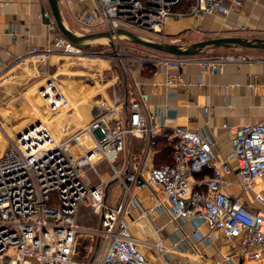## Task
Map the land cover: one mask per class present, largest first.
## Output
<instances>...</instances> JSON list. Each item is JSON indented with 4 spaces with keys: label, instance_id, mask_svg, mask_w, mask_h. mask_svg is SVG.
I'll use <instances>...</instances> for the list:
<instances>
[{
    "label": "built area",
    "instance_id": "obj_1",
    "mask_svg": "<svg viewBox=\"0 0 264 264\" xmlns=\"http://www.w3.org/2000/svg\"><path fill=\"white\" fill-rule=\"evenodd\" d=\"M89 1L90 15L80 19L86 28L96 27L95 32L128 29L153 40L164 33L171 19L227 15L238 11L242 3ZM48 26L50 30L56 28L53 23ZM122 40L115 37L113 52L107 54L104 50L87 52L84 46L59 35L50 46H32L31 52L73 60L112 56L123 69H144L150 65L154 68L153 77L161 67L176 69V74L166 76V85L179 83V70L188 63L198 64L202 72H215L224 64L254 59L241 53L176 56L151 49L127 56ZM45 85H49V90L51 87L52 94L43 95L42 99L45 104L47 101L49 111L55 113L59 104L54 99L65 106L66 98L53 87L52 81ZM45 89L40 86L38 93L44 94ZM114 95L113 100H99L83 126L71 133L63 128L61 137H56L39 122L10 141V147L0 156V264H154L141 250L131 225L135 211L146 218L150 209L162 205H168L174 219L199 221L221 231L228 249L222 254L224 259L232 256L242 264H264V210L250 209L240 197L222 192V176L228 169L214 163L217 153L213 144L199 130L169 127L158 120L146 92L134 96L127 105L118 94ZM223 127L236 161L239 186L253 191V201L263 206L264 196L255 186L264 181V120ZM131 138L144 141V156L133 167L131 155L127 154ZM159 138L171 145L172 161L145 167L144 160L154 151ZM101 162L108 164L109 176L97 172ZM207 166H212V174L197 188L193 176ZM89 171L95 172L96 181H92ZM113 183L121 189L115 202L110 201L108 194ZM146 189L156 198L149 209L143 207V198L138 194ZM81 207L89 208L97 216V226L78 223Z\"/></svg>",
    "mask_w": 264,
    "mask_h": 264
},
{
    "label": "crops",
    "instance_id": "obj_2",
    "mask_svg": "<svg viewBox=\"0 0 264 264\" xmlns=\"http://www.w3.org/2000/svg\"><path fill=\"white\" fill-rule=\"evenodd\" d=\"M59 2L64 21L69 28L80 33L97 30L96 27L86 28L80 22L82 17H89L92 11L89 0H59ZM42 10L47 15L49 11L47 0H0V87L5 85L6 88L14 91L16 86L30 83L40 73H46V69H69L68 65L64 63L61 65L59 60L63 58L57 54L45 57L41 53L31 52L32 46L44 49L50 46L55 36L61 35L57 28L50 30L48 24L42 21ZM50 20L52 21L51 17ZM182 31H186L189 43L205 38L226 36L264 39V0H242L239 10L227 15L212 14L204 15L199 19L188 16L171 19L165 25L164 33L174 35ZM226 53H241L254 59L246 63H227L215 72H202L198 64L188 63L179 70L181 81L170 85L164 83L165 78L167 75L176 74L178 72L176 69L161 67L157 69L155 77L151 76V73L149 76L146 75L144 69H128L123 78V96L118 95L127 105L134 96L146 92L148 104L159 116L158 120L165 121L169 127L179 126L202 132L216 150L214 163L227 166L228 170L222 176V192L229 196L240 197L250 209H260L262 207L253 201V191H244L239 186L236 161L223 125L264 120V49L220 47L207 49L200 56ZM85 59L89 65H94L92 62H96L98 68L94 65L92 69H114L109 68L110 63L105 58L85 57ZM69 61L76 64L83 60ZM118 66L121 67L119 64ZM47 81L50 80L45 78L38 83L35 82L34 88L28 91L37 103H43L46 111L38 110L32 104V111L36 117L39 114L49 116L52 114L47 110L42 94L35 93L38 85L41 83L43 86ZM61 82L69 83L67 95L68 98L73 99L76 107L77 102L95 91L91 86H79V82ZM54 86L56 87V84ZM72 92L77 98L75 102L74 98L69 96ZM105 97L107 95H100L98 99ZM76 107H72L71 104L68 108L61 107V110L56 112H60L58 115L64 117L66 111L61 113L62 110ZM90 114L88 110L79 113L78 127L83 126ZM10 118L12 122L21 119L20 116L12 117V115ZM22 125L14 128L15 134L23 130ZM133 142L137 145L134 146ZM143 151V140L137 138L129 140L127 154L132 158L131 167L139 165L140 159L144 156ZM154 154L153 151L144 160L145 167L154 165ZM211 174L212 166L195 173L193 176L195 186L199 188L200 182L209 178ZM138 194L143 198L142 205L145 209L154 205L156 198L150 189L139 191ZM119 195L112 194L110 201L115 202ZM133 218L132 234L138 238L141 250L154 264H164L165 261L166 264H242L236 257L231 256L229 259L222 257L228 249L227 240L221 231L199 221L174 219L168 205L150 209L146 218L140 217L135 211ZM144 242L158 244V247L146 245ZM186 243L189 244L187 248L183 245ZM158 248L161 249V253ZM183 248L189 249V252H180L179 249ZM151 250L158 253L157 258L153 257ZM166 252L181 254L184 259L171 263L169 262L171 257L168 258Z\"/></svg>",
    "mask_w": 264,
    "mask_h": 264
},
{
    "label": "rangeland",
    "instance_id": "obj_3",
    "mask_svg": "<svg viewBox=\"0 0 264 264\" xmlns=\"http://www.w3.org/2000/svg\"><path fill=\"white\" fill-rule=\"evenodd\" d=\"M164 32H165V29H164ZM181 33L174 34V35H167L165 33L163 34L160 33V35H157V37L154 39L156 41L176 42V43L183 44V45L190 44L189 43L190 40L186 37V31L183 32L182 34ZM121 45L122 47H124V54L127 56L137 55L138 53L151 51L143 46L134 44L124 39L121 41ZM85 49L87 52H95L98 50H104L107 52V54H111L113 52V49L108 45L105 39L95 40L93 42H90L89 45L85 47ZM209 49L211 48H208V50ZM118 52H120V50H118ZM61 58H63L59 60L61 65L63 63L66 64L69 66V69H46V73L44 72L45 74L40 73L39 75H37L36 78H33L34 80L32 82L27 83L25 85L23 84V85L16 86L14 91L9 90V88H6L5 85L0 87V134L5 137V141L0 143V156L3 155L4 152L10 147L11 139L8 140L7 136H11L12 139L14 138L13 130H15L14 128L18 127L17 125L23 124L22 128L23 127L26 128L29 126L31 122L35 121L37 118L39 119L40 116L44 118L45 121L49 122L52 118L58 117L57 115L60 114V112L58 113L56 112V114L52 113L51 116L39 114L38 117H36V115H34L32 111L33 110L32 104L38 110L43 109L45 111V109L43 108L44 106L43 103L42 104L37 103L36 100L33 99L32 96L28 94L29 93L28 91L34 88L35 82L38 83L45 78H48L50 81H54L55 82L54 84H56L57 90L61 91L68 100L69 104L66 106V108H68L71 104L73 105L72 107H76V106H75V103L73 104V99L71 97L68 98V95H67L68 94L67 88H68L69 83H64L61 81L79 82V86H82V87L91 86L95 89V91L92 94H89L86 97H83L79 102H77L78 105L75 109L71 108V109H67V110L65 109L61 111V113L66 111V113L64 114V118H62L63 120H62L61 125L56 124L57 120L50 124V128L56 137H61L60 136L62 132L61 130L63 128L65 129V132H68V133H71L74 130H76L79 124V119H78L79 113L81 111L87 112V110L91 113V111H93L94 108L96 107L97 102L101 100V99H98L100 95L102 96L107 95L108 98H111L110 96L111 91L113 93H115L116 91L117 92L116 94H120L123 96V90H124L123 78L124 76H126L125 72H127L128 69H120L122 67L118 66L119 63L114 57L111 56V57L105 58L110 63L109 68L113 67L114 69H108V68L107 69H92L93 66L96 65V62H92L94 63V65L93 64L89 65V62H87L85 58L79 59L83 61L81 63L78 62L76 64L70 63L69 60L72 61L73 59H70L68 57H61ZM41 85H42L41 83L38 85L39 87L38 89L36 88L37 90H35V93L38 92ZM43 85L45 86L46 89H45V95L42 94V97L43 95L46 96V93L50 94V92H52L51 88L50 90L49 88H47L48 85H45V84ZM69 96H72L75 102V98H76L75 93L72 92ZM55 101L57 102V98H55ZM76 101H77V98H76ZM80 103L81 105H79ZM47 110H49L48 107H47ZM58 110H61L60 104H59ZM11 115L12 117L20 116L21 117L20 121L12 122V119L10 118ZM88 118L84 122H86ZM58 126H60L59 129H58ZM133 145L135 146L137 144L133 142ZM119 162L120 161H118L117 164ZM96 170L101 176H109L111 174V170L109 169V166L106 162L99 163L96 167ZM89 174L93 182L97 180L95 177L96 174L94 171H89ZM255 190L264 196V181L256 184ZM120 193H121V189L117 183H113L110 185L109 199L111 198L110 196H112V194L118 195ZM261 207L264 210V205ZM78 223L82 226L95 227L98 225V218L96 215L92 213V211L89 208L81 207L80 213L78 215ZM183 245L187 248L189 244L186 243ZM179 251L182 253H185V252H189V249L183 248V249H179ZM151 253L153 257L155 258L158 257V253L155 252V250H151ZM166 255L168 258L169 256L171 257L170 258L171 260L169 259V262L171 263L174 261H178L179 259L181 260L184 259V256L183 255L181 256V254H173V253L166 252ZM164 264H166V261L164 262Z\"/></svg>",
    "mask_w": 264,
    "mask_h": 264
},
{
    "label": "water",
    "instance_id": "obj_4",
    "mask_svg": "<svg viewBox=\"0 0 264 264\" xmlns=\"http://www.w3.org/2000/svg\"><path fill=\"white\" fill-rule=\"evenodd\" d=\"M49 11L47 15L44 10H42V21L45 24L53 23L59 33L68 41L87 47L90 42L95 40L105 39L110 47H113L114 42L113 39L115 37L128 40L134 44L143 46L145 48L170 54L176 56H191L197 55L206 48H230V47H240V48H256V49H264V39L262 38H253L246 39L244 37H236V36H226V37H214L207 38L200 41L192 42L188 45L179 44L176 42H168V41H156L149 37L142 36L134 31L128 29H116L113 31H98V32H89V33H80L72 30L65 23L59 0H47ZM50 17L52 21L50 20ZM111 99H115L114 93L111 91ZM36 123H39L37 121ZM32 126V125H31Z\"/></svg>",
    "mask_w": 264,
    "mask_h": 264
},
{
    "label": "trees",
    "instance_id": "obj_5",
    "mask_svg": "<svg viewBox=\"0 0 264 264\" xmlns=\"http://www.w3.org/2000/svg\"><path fill=\"white\" fill-rule=\"evenodd\" d=\"M207 50V48H206ZM205 51V50H204ZM201 54V53H200ZM154 68L150 65H146L144 68V73L146 75H150ZM154 165L159 166L164 163H171L172 161V150L171 145L168 143L167 140L163 138H159L154 146Z\"/></svg>",
    "mask_w": 264,
    "mask_h": 264
},
{
    "label": "bare ground",
    "instance_id": "obj_6",
    "mask_svg": "<svg viewBox=\"0 0 264 264\" xmlns=\"http://www.w3.org/2000/svg\"><path fill=\"white\" fill-rule=\"evenodd\" d=\"M53 87H55V86H53ZM47 88H49V85H48V87ZM51 88V87H50ZM52 92H50V94H51ZM49 93L47 94L46 93V96H48V95H50ZM44 95H45V93H44ZM65 96V95H64ZM66 98V97H65ZM54 101H55V99H54ZM57 103L58 104H60L59 103V101H58V99H57ZM68 105V100H67V98H66V104H65V106H67ZM61 106V105H60ZM65 106H61V107H65ZM73 106V105H72ZM58 117H54V118H52L49 122H47V121H45V119L44 118H42L41 116L39 117V119L41 120V122H42V124L43 125H45V126H47L50 130H51V128H50V123H52V122H55L56 120V124L58 125H61L62 124V120L63 119H61L62 117H63V115H57ZM64 118V117H63ZM38 118L34 121V122H31L30 124H29V126L28 127H30L31 125H33V124H35L37 121H39L40 122V120H39ZM27 128V127H26ZM26 128H24L23 130H25ZM60 128V126H58V129ZM23 130H21L19 133H14V137L16 136V135H19ZM52 131V130H51ZM52 133H53V131H52ZM53 135H55L54 133H53ZM7 138H8V140H12V138H11V136H7ZM5 141V137L3 136V135H1L0 134V143H2V142H4ZM156 247H158V245H156ZM158 250H161V249H159L158 248Z\"/></svg>",
    "mask_w": 264,
    "mask_h": 264
}]
</instances>
